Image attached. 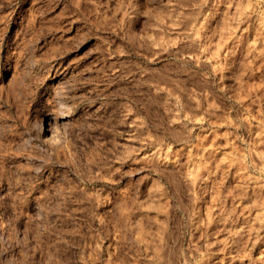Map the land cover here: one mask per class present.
Listing matches in <instances>:
<instances>
[{
	"label": "rangeland",
	"instance_id": "rangeland-1",
	"mask_svg": "<svg viewBox=\"0 0 264 264\" xmlns=\"http://www.w3.org/2000/svg\"><path fill=\"white\" fill-rule=\"evenodd\" d=\"M0 264H264V0H0Z\"/></svg>",
	"mask_w": 264,
	"mask_h": 264
}]
</instances>
